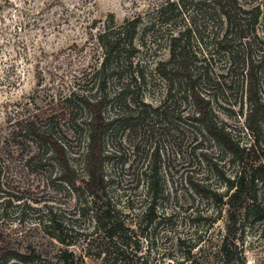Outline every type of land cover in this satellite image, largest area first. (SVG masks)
I'll return each instance as SVG.
<instances>
[{
  "label": "rangeland",
  "instance_id": "1",
  "mask_svg": "<svg viewBox=\"0 0 264 264\" xmlns=\"http://www.w3.org/2000/svg\"><path fill=\"white\" fill-rule=\"evenodd\" d=\"M166 1L0 0V253L10 257L4 264H65L64 250L71 254L66 264H264L259 223L248 222L243 233L228 238L232 246L227 256L218 252L225 213L202 196L201 185L223 192L216 169L234 176L239 168L217 140L192 125L199 123L190 119L193 108L183 93H173L168 80L149 73L168 58L165 45L158 43L137 55L146 85L136 84L124 70L107 72L104 89L97 88L95 73L102 60L98 35L138 15L147 20L145 14ZM260 1L264 14V0ZM260 23L264 37V20ZM213 58L209 79L203 76L201 86L217 121L234 139L249 144L253 138L236 104L232 76L224 60ZM73 89L93 98L104 96L103 115L112 123L102 135V170L106 197L126 226L124 246H109L95 228L78 160L84 134L72 131L82 124L65 121L60 114L64 107L50 112L57 115L56 124H50L54 135L67 144L73 184L61 179L56 162L28 159L34 148L28 136L23 142L10 137L22 116L47 108ZM258 146L264 148V120ZM150 170L160 195L157 218L145 229L140 216L149 196ZM257 191L264 199V184L258 183ZM50 210L64 228L60 236L66 243L46 228ZM177 235L185 236L184 247L195 245L188 258L176 247ZM106 250L110 259L105 262ZM15 254L29 262L15 259Z\"/></svg>",
  "mask_w": 264,
  "mask_h": 264
},
{
  "label": "trees",
  "instance_id": "2",
  "mask_svg": "<svg viewBox=\"0 0 264 264\" xmlns=\"http://www.w3.org/2000/svg\"><path fill=\"white\" fill-rule=\"evenodd\" d=\"M262 7L260 0H253L252 3L244 0H168L145 14L147 20L140 15L126 19L121 24L109 26L97 37L102 52L100 67L95 73L99 91L104 89L107 72L113 75L126 70L132 81L146 85V72L139 59L136 60L137 55L141 50L148 51L152 46H158V43L164 44L168 58L158 61L149 73L156 72L168 80L169 90L174 87L173 93H183V98L193 108L190 119L199 123L192 125L200 126L206 134L217 140L237 163L239 170L234 176L226 175L223 169H216L224 185L223 192L201 185L202 196L214 202L220 214L225 213L226 223L221 243L217 246L219 254L224 256L228 255L232 246L228 238L232 234L243 233L248 222L262 225L258 233L264 236V199L258 196L257 191L258 183L264 184V148L258 146V133L264 120V37L259 34L260 20H264ZM140 26L142 32L139 31ZM205 51L209 56H204ZM215 55L219 60H224L227 72L232 76L231 82L239 97L236 104L253 138L249 144L234 139L224 124L217 121L211 99L201 86L203 76L207 79L211 72L210 63ZM58 106L65 109L60 110L65 121L82 124L73 127L72 131L84 134V150L78 159L84 171L81 181L90 197L95 228L102 234L100 239L111 247L116 244L124 246L126 226L119 217L120 212L106 197L107 183L102 170V135L112 123L103 115L104 96L93 98L73 89L47 108L22 116L13 125L10 137L23 142L28 136L34 147L28 159L56 162L63 175L61 179L73 184L75 174L69 164L70 158L66 156V141L55 136L54 126L50 125L56 124L54 119L57 115L50 112L58 109ZM151 173L155 172L150 170L151 176L147 181L149 196L140 216L145 229L157 218L155 209L160 195L157 180ZM102 199L101 205L97 204ZM198 219L205 218L200 216ZM46 228L53 230L51 235L58 242L66 243L60 236L64 228L51 210ZM175 243L183 258H188L195 247H184L185 236L181 235L175 237ZM106 251H102L105 262L110 259ZM70 255L66 250L63 251L65 264ZM9 258L0 253V264ZM15 259L29 262L25 260L28 257L23 255L15 254Z\"/></svg>",
  "mask_w": 264,
  "mask_h": 264
}]
</instances>
